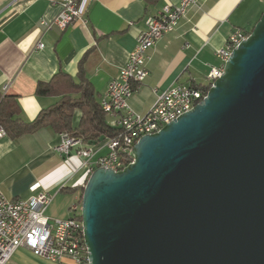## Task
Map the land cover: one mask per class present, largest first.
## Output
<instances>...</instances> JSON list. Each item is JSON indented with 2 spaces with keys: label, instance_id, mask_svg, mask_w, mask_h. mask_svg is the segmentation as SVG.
Instances as JSON below:
<instances>
[{
  "label": "water",
  "instance_id": "1",
  "mask_svg": "<svg viewBox=\"0 0 264 264\" xmlns=\"http://www.w3.org/2000/svg\"><path fill=\"white\" fill-rule=\"evenodd\" d=\"M194 108L82 193L88 264H264V12Z\"/></svg>",
  "mask_w": 264,
  "mask_h": 264
},
{
  "label": "crops",
  "instance_id": "2",
  "mask_svg": "<svg viewBox=\"0 0 264 264\" xmlns=\"http://www.w3.org/2000/svg\"><path fill=\"white\" fill-rule=\"evenodd\" d=\"M180 1L79 0L81 19L65 30L52 27L46 31L41 20H51L59 13L58 2L0 0L1 94L17 95L19 117L31 121L58 100L56 96L37 95L38 82L61 71L78 80L80 61L87 56V77L101 101L109 82L118 78L136 46L146 27L145 19L157 15L166 4ZM263 12L264 0H201L198 6L190 7L176 28L149 50V74L129 97L131 107L144 114L160 90L176 84L206 85L211 68L221 64L216 51L236 29L251 31ZM39 42L43 48L37 47ZM81 117V110L76 109L74 128ZM107 117L115 126L117 117ZM60 141V133L48 127L18 138L1 137L0 189L12 199H27L44 191L53 196L46 214L68 218L71 206L82 198L89 171L81 157L66 158L54 149ZM107 151L104 146L99 153ZM8 264L57 263L22 246Z\"/></svg>",
  "mask_w": 264,
  "mask_h": 264
},
{
  "label": "built area",
  "instance_id": "3",
  "mask_svg": "<svg viewBox=\"0 0 264 264\" xmlns=\"http://www.w3.org/2000/svg\"><path fill=\"white\" fill-rule=\"evenodd\" d=\"M61 6L59 13L51 20L42 19L47 31L52 27L65 30L81 19L79 0H51ZM201 0H181L178 4H166L155 16L145 19L146 27L141 31L136 46L130 51L128 60L120 69L118 78L109 82L101 106L107 114L116 116L118 134L106 139L108 151L99 153L101 144H85L82 139L61 132V141L54 149L63 157L78 156L89 175L98 167L121 170L133 157L135 143L144 135L154 133L178 116L188 112L202 101L208 90L183 84L172 85L157 93L156 100L146 113L135 111L129 97L149 74L147 61L149 50L165 34L172 32L192 6ZM248 32L236 29L226 45L216 51L221 64L213 66L207 75V86L224 72V66L233 49L247 38ZM43 48V43L37 44ZM7 88V87H6ZM5 88V89H6ZM7 134L0 125V138ZM53 196L40 191L33 197L8 198L0 189V264H8L19 247H27L57 264H88L89 250L85 241L81 199L71 206L68 218H53L46 210Z\"/></svg>",
  "mask_w": 264,
  "mask_h": 264
},
{
  "label": "trees",
  "instance_id": "4",
  "mask_svg": "<svg viewBox=\"0 0 264 264\" xmlns=\"http://www.w3.org/2000/svg\"><path fill=\"white\" fill-rule=\"evenodd\" d=\"M86 65L87 56H84L79 64L78 80L61 71L48 81L38 82L37 95L56 96L58 100L50 107L42 109L39 115L31 121H24L19 117L21 108L17 95H2L0 92V125L4 126L6 135L18 138L21 135L48 127L54 132H66L80 138L87 145L100 144L107 138L116 136L120 128L108 122L107 113L101 106L98 93L87 77ZM194 87L204 90L210 88L207 85ZM76 109L81 110L82 119L79 126L74 128L72 118ZM132 159L133 157L127 161V164ZM74 189L77 190L78 187H74ZM83 190L84 186L81 193Z\"/></svg>",
  "mask_w": 264,
  "mask_h": 264
}]
</instances>
